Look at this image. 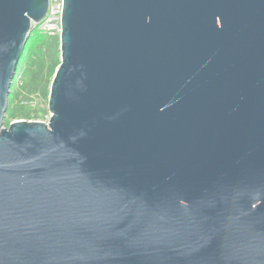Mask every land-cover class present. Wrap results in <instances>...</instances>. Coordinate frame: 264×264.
I'll list each match as a JSON object with an SVG mask.
<instances>
[{
    "label": "water",
    "instance_id": "95a60500",
    "mask_svg": "<svg viewBox=\"0 0 264 264\" xmlns=\"http://www.w3.org/2000/svg\"><path fill=\"white\" fill-rule=\"evenodd\" d=\"M49 0H0V264H264V0H61L48 123L4 127Z\"/></svg>",
    "mask_w": 264,
    "mask_h": 264
},
{
    "label": "rangeland",
    "instance_id": "374dc122",
    "mask_svg": "<svg viewBox=\"0 0 264 264\" xmlns=\"http://www.w3.org/2000/svg\"><path fill=\"white\" fill-rule=\"evenodd\" d=\"M35 33H31L18 63L7 100L5 128L14 122L48 123L50 119L49 91L60 63V42L58 32L53 36Z\"/></svg>",
    "mask_w": 264,
    "mask_h": 264
},
{
    "label": "built area",
    "instance_id": "2783aa9c",
    "mask_svg": "<svg viewBox=\"0 0 264 264\" xmlns=\"http://www.w3.org/2000/svg\"><path fill=\"white\" fill-rule=\"evenodd\" d=\"M34 32L40 35L53 36L61 32V0H49V8L43 20L34 25Z\"/></svg>",
    "mask_w": 264,
    "mask_h": 264
},
{
    "label": "trees",
    "instance_id": "16d2710c",
    "mask_svg": "<svg viewBox=\"0 0 264 264\" xmlns=\"http://www.w3.org/2000/svg\"><path fill=\"white\" fill-rule=\"evenodd\" d=\"M35 33V32H34ZM35 34H37V33H35ZM37 35H40V34H37ZM30 41V40H29ZM29 41H28V43H29Z\"/></svg>",
    "mask_w": 264,
    "mask_h": 264
}]
</instances>
